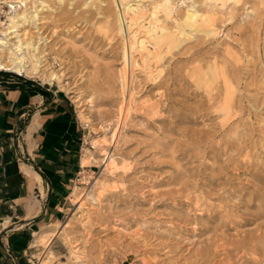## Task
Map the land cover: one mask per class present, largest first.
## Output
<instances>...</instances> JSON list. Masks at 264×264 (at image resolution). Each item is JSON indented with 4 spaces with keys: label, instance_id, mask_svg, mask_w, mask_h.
<instances>
[{
    "label": "rangeland",
    "instance_id": "374dc122",
    "mask_svg": "<svg viewBox=\"0 0 264 264\" xmlns=\"http://www.w3.org/2000/svg\"><path fill=\"white\" fill-rule=\"evenodd\" d=\"M58 1L47 0L38 29L18 33L40 35L46 66L62 73L60 87L48 85L74 103L87 165L56 235L39 244L43 257L264 264V0H130L166 12L171 38L151 78L141 64L130 78L127 67L124 91L122 42L138 25L123 19L121 35L113 26L116 12L124 18L119 0ZM194 4L201 17L187 23Z\"/></svg>",
    "mask_w": 264,
    "mask_h": 264
},
{
    "label": "crops",
    "instance_id": "0c3cea01",
    "mask_svg": "<svg viewBox=\"0 0 264 264\" xmlns=\"http://www.w3.org/2000/svg\"><path fill=\"white\" fill-rule=\"evenodd\" d=\"M82 131L63 90L0 70V264H54L35 236L72 200L87 165Z\"/></svg>",
    "mask_w": 264,
    "mask_h": 264
},
{
    "label": "bare ground",
    "instance_id": "6f19581e",
    "mask_svg": "<svg viewBox=\"0 0 264 264\" xmlns=\"http://www.w3.org/2000/svg\"><path fill=\"white\" fill-rule=\"evenodd\" d=\"M28 1L29 0H0V13L5 15V20H0V70L11 71L26 78H37L43 83L56 84L60 87L63 82V75L58 69L54 70L51 67L46 66L47 58L43 47L44 44L42 45V37L39 35L37 38L31 37L25 41L20 38V34L18 33L19 28L23 26L30 25L31 27L38 29L37 20H39V14L43 9L49 7L47 0H31L29 5L27 4ZM61 1L63 0L58 2ZM140 1L142 2L144 0ZM140 1L139 3L132 4L130 3V0H119L117 4H120L122 16L124 18H120L121 14L119 13H121V11L119 10L120 12H116V20H113V26L117 29L120 35L122 33L123 19L127 20V28H130L132 24H136L144 29V32L139 30L138 32L137 26L136 30H129V38L122 42V63L118 71V81L120 82L123 91L129 80L126 73L127 67L130 78L134 75L133 68L135 66L138 67L140 64V68L142 66L141 69L146 72L148 78H151L156 68L152 64V58L157 55L158 46L162 43V41L168 37L171 38V35L165 33L167 30L165 23L167 20L166 12L163 14L161 11L160 13L163 15L160 16L157 10L159 8L157 6H153L152 9L150 8L151 10L148 14L147 12L149 9L147 10L145 5ZM110 2L115 3V0H111ZM101 3L103 2L101 1ZM4 5L6 6V9H3ZM108 5L106 6L109 7ZM8 8L10 10L6 12ZM109 9H111V7ZM185 12L187 23L190 19L192 20L196 18L199 20L201 17V13L196 9L195 4L188 6ZM109 15H113V13L111 12ZM190 31L193 30L190 29ZM153 32L155 33V38L153 37L154 41H148L151 39H148V36L152 37ZM147 42H151V48L146 45ZM135 55L138 57L136 58ZM114 132L115 129L113 133ZM107 158L109 159V169L113 170L115 160L112 155H108ZM82 161L83 163H87L86 157ZM77 197L78 194L74 190L72 192V198L76 199ZM56 232L57 224H54V228H49L45 231L36 233L34 243L36 245H39L40 243L46 244L53 235H56ZM41 264H45V261Z\"/></svg>",
    "mask_w": 264,
    "mask_h": 264
},
{
    "label": "built area",
    "instance_id": "2783aa9c",
    "mask_svg": "<svg viewBox=\"0 0 264 264\" xmlns=\"http://www.w3.org/2000/svg\"><path fill=\"white\" fill-rule=\"evenodd\" d=\"M1 14H2V13H0V20H1Z\"/></svg>",
    "mask_w": 264,
    "mask_h": 264
},
{
    "label": "trees",
    "instance_id": "16d2710c",
    "mask_svg": "<svg viewBox=\"0 0 264 264\" xmlns=\"http://www.w3.org/2000/svg\"><path fill=\"white\" fill-rule=\"evenodd\" d=\"M27 82H29V81H27Z\"/></svg>",
    "mask_w": 264,
    "mask_h": 264
}]
</instances>
